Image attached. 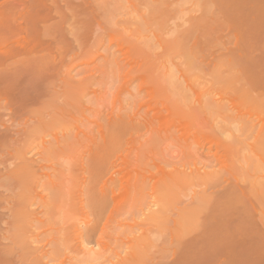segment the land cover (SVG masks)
Here are the masks:
<instances>
[{
	"label": "rangeland",
	"instance_id": "374dc122",
	"mask_svg": "<svg viewBox=\"0 0 264 264\" xmlns=\"http://www.w3.org/2000/svg\"><path fill=\"white\" fill-rule=\"evenodd\" d=\"M17 150L40 221L6 257L0 209V264H264V0H0Z\"/></svg>",
	"mask_w": 264,
	"mask_h": 264
},
{
	"label": "bare ground",
	"instance_id": "6f19581e",
	"mask_svg": "<svg viewBox=\"0 0 264 264\" xmlns=\"http://www.w3.org/2000/svg\"><path fill=\"white\" fill-rule=\"evenodd\" d=\"M43 145H44V147H43L44 150L48 151L49 150L48 146H46L45 143ZM49 148H51V147H49ZM51 150H53V148ZM17 152H16L17 153L16 154V160L19 162L15 163V165L13 167L9 166L7 164L5 165L4 163H0V191H1V189H3V191L0 192V209L6 211V218L3 221L5 228L2 231V239L10 242L9 245L5 248L6 249L5 256L7 255L9 257V256L18 252L17 253L18 256H20L22 258V257H25L26 255L29 256V255L33 254L32 248H30V245L28 246V243H29L28 241L32 240L33 235L27 236V233L32 234L33 231L35 232V230H33L32 228L37 227L38 225H35V224L40 221L37 218V213L35 211L30 210L25 205V202H28L31 206L32 202H34L40 196H39V194L36 193L38 186L32 189L27 182V178H29V177L36 178V176H37L36 167H37L38 162L36 160H34L33 157L28 158L27 157L28 153L25 150H23V151L17 150ZM52 154H50V155H52ZM42 168L43 167H41V169ZM253 170H255V169H253ZM247 174H249V173H247ZM235 175L237 176L238 174H233V176L236 179ZM194 178H196V177H194ZM238 178L240 179L239 175L237 176V179ZM185 179H186V177H185ZM172 180H173V178H172ZM241 180H239V181H241ZM68 181H69V179H68ZM175 182H176V179L174 180V183ZM177 182H178V180H177ZM16 183H18V184L16 185ZM71 185L72 184H70V186ZM249 185L250 186H248V188L246 189L247 195L249 196V200L250 199L254 200L255 203L258 205V207H256V211L258 214V218L260 219V222L263 223L262 225L264 226V181H257L255 183L249 184ZM54 186H55V184H54ZM92 197H95V196L93 195ZM209 200H210L209 195H205V196L200 197L198 206L193 208V210H192V208H189L190 210H192V211H190L192 213V216L193 215H195V216L200 215L205 210L206 205L208 204ZM82 203H83V207H84V205H85L84 201H82ZM189 206H192V205H189ZM189 209H187V210H189ZM159 212H160V210H159ZM185 212H184V214H187V216H189L187 213L188 211H185ZM157 215H156V217L159 220L160 216L158 217ZM183 216H185V215H183ZM161 217H163V216H161ZM176 218H177V221H179L178 217H176ZM188 218H191V216ZM188 218L184 219V217H182L183 221L188 220ZM34 236H36V234ZM0 252H2V251H0ZM3 252H4V250H3ZM89 252H91V251H89ZM41 253H42V255H39L40 257H38V259H39L38 261H40V259L45 257L44 256L45 254L43 252H41ZM3 257H4V255H3ZM33 259L35 260V258H33ZM36 259H37V257H36ZM39 263L41 264V261L38 262V264Z\"/></svg>",
	"mask_w": 264,
	"mask_h": 264
}]
</instances>
